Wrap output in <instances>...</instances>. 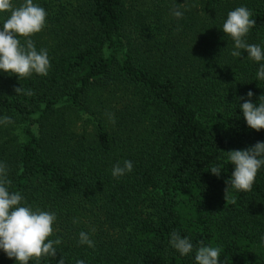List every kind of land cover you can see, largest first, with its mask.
<instances>
[{
	"label": "trees",
	"instance_id": "1",
	"mask_svg": "<svg viewBox=\"0 0 264 264\" xmlns=\"http://www.w3.org/2000/svg\"><path fill=\"white\" fill-rule=\"evenodd\" d=\"M184 2L33 0L45 26L18 38L46 49L50 68L23 78L0 70V118L13 121L0 123V163L22 204L55 213L48 239L61 243L28 264H196L201 243L220 248L219 264H264V165L250 191H224L226 152L264 142L238 99L251 90L258 103L264 60L233 57L222 31L246 7L255 26L244 39L264 51V0ZM9 15L0 12V29ZM125 160L132 171L113 177ZM174 231L193 252L171 246ZM0 264L19 262L0 249Z\"/></svg>",
	"mask_w": 264,
	"mask_h": 264
},
{
	"label": "clouds",
	"instance_id": "2",
	"mask_svg": "<svg viewBox=\"0 0 264 264\" xmlns=\"http://www.w3.org/2000/svg\"><path fill=\"white\" fill-rule=\"evenodd\" d=\"M0 12L10 13L0 29V70L15 74L18 78L28 77L33 72L46 76L50 68L47 50L41 49L38 52L31 39H25L22 45L18 38H28L40 32L45 26L46 11L34 4L33 0H25L18 7H13L12 0H0ZM172 14L177 19L183 16L179 7H175ZM251 15V11L243 6L230 11L222 25V31L234 41V50L231 52L233 57L239 58L242 52H246L250 59L260 62L264 60L261 46L249 44L244 39L250 28L255 26V20L250 19ZM257 79L264 80V63L260 64ZM14 91L17 94L34 95L31 90H24L22 86L16 87ZM253 95L250 90L247 92V99L239 97L238 99H244L239 108L247 125L260 131L264 129V94L260 95L258 103L252 102ZM12 122L10 117L0 118V123ZM226 153L234 169L231 178L226 181L225 197L230 189L250 191L258 170L264 165V142L258 141L254 146ZM132 169L133 163L129 160L123 161L122 166L117 162L112 168V175L119 178ZM221 171L216 166L210 169V173L217 177ZM11 183V180L7 179L6 166L0 163V249L8 258H15L19 264H28L33 257H55L57 252L54 245L60 244L61 241L48 239L53 232L55 213L39 209L34 211L31 206L22 204L24 197L19 192L8 190ZM80 243L94 247V242L85 232L80 233ZM170 243L181 255H187L195 248L189 238H182L175 231L171 234ZM220 251L218 247L204 246L201 243L200 247L195 248L196 264H219ZM58 264H64L63 258H60ZM76 264H84V261L77 260Z\"/></svg>",
	"mask_w": 264,
	"mask_h": 264
}]
</instances>
